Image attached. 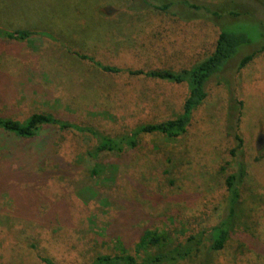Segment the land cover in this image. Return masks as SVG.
Masks as SVG:
<instances>
[{
	"label": "rangeland",
	"instance_id": "obj_1",
	"mask_svg": "<svg viewBox=\"0 0 264 264\" xmlns=\"http://www.w3.org/2000/svg\"><path fill=\"white\" fill-rule=\"evenodd\" d=\"M142 1L0 0V28L43 32L28 41L0 38V116L25 122L36 113L52 114L110 137L178 119L188 83L104 73L76 55L125 70L180 72L213 54L220 28L211 20L189 12L187 21L180 20ZM190 1L215 9L227 3ZM240 1L264 21L261 3ZM235 30L247 32L253 45L208 84L207 99L185 136L142 134L137 147L122 155L93 158L89 139L76 141L72 155L58 157L55 145L69 139L58 133L54 147L41 156L23 145L4 156L0 264H44L41 257L92 264L100 255L121 254L142 262L159 251L137 249L148 231L167 235L162 252L198 237L202 228L192 233V223L217 219V196L222 219L228 216L224 181L230 151L238 146L236 132L243 139L237 160L247 175L225 249L164 264H264V53L237 69L264 45V32L251 22ZM197 148L209 152L208 170ZM123 161L131 173L117 185ZM202 230L206 241L209 230Z\"/></svg>",
	"mask_w": 264,
	"mask_h": 264
},
{
	"label": "trees",
	"instance_id": "obj_2",
	"mask_svg": "<svg viewBox=\"0 0 264 264\" xmlns=\"http://www.w3.org/2000/svg\"><path fill=\"white\" fill-rule=\"evenodd\" d=\"M246 1H248V3L251 1L261 3L264 7V0ZM142 2L146 8H154L164 14L173 15L180 20L187 21L185 18L186 13L188 12L190 14H199L203 18L211 20L220 28V34L213 54L193 68L180 72L154 69L150 71L125 70L115 66L103 65L101 62L89 55H82L78 53H76V55L80 59L93 64L104 73H127L132 77H144L167 80L171 82L173 81L176 83H188L189 96L185 101L183 114L175 120H169L159 124L139 126L135 132L117 137L107 136L99 132L94 127L72 123L52 114L36 113L25 122L0 116V160L20 145L32 147L34 149V153L41 156L54 147L53 141L56 139L55 136L58 133L69 134V139H65L63 142H59L58 145H55L56 155L58 157L69 154L72 155L76 151V141L89 139L94 143V152L90 150L88 151L93 158H98L99 155L104 153L122 155L128 149H134L137 147L138 138L142 134L157 133L171 139L185 136L190 128L189 126L192 115L207 99L208 84H210L211 80L226 69L229 62L235 59L244 47L253 45L252 39L248 33L245 31H237L235 30V27L240 25L242 22L246 24H250V22L252 24L257 23L264 32V21L257 19L253 11L243 9L240 0H227L225 1L227 3L219 9H215L208 4H200L190 0L168 2L143 0ZM38 34H43V32L25 30L9 31L0 28V38L14 42L28 41L38 37ZM56 41L58 40L56 39ZM66 49L70 52L67 47ZM263 53L264 45H262L261 48L256 49L254 52L244 56L238 63V71L245 68L249 63ZM42 75L43 79L48 80L47 74L42 73ZM234 139L235 142H238V146L230 151L233 160L229 164L230 174L224 181L225 192L227 194V206L225 207V212H227L228 216L226 219H222L219 208L220 200L217 196V204L214 210V214H216L217 219L210 221L203 218L201 222H207V225L204 223H192V233H197L201 228L209 230L206 241H203L201 238L205 231L201 229V232L197 234L199 238L197 236H192L191 238H188L183 245L180 244L170 251L162 252L160 248L166 245L168 241L167 235L154 231H148L140 239L137 249H159L154 256L149 257L147 260L142 262H138L136 257L132 255H100L93 261L92 264H164L168 262H179L181 259L184 260L186 257H190L194 253L196 254L202 251H208V253L223 251L229 241L231 225L236 213L237 204L241 197L240 186L247 175L245 164L237 160L239 149L243 146V139L240 134H237V132L234 135ZM198 150L202 156V161L205 165L207 164V168L203 166L201 167L203 171L208 170L209 161L207 159L209 152L203 149ZM172 162L173 158L169 160L168 164L171 165ZM129 166L130 164L126 161L120 163L117 170V185L120 184V178H122V176L131 173ZM223 170L225 171L227 168ZM46 184L49 186V183ZM41 261L44 264H57L53 259L48 257H41Z\"/></svg>",
	"mask_w": 264,
	"mask_h": 264
}]
</instances>
